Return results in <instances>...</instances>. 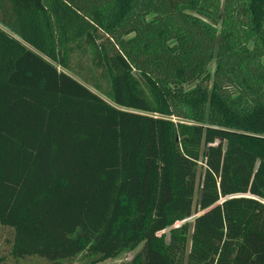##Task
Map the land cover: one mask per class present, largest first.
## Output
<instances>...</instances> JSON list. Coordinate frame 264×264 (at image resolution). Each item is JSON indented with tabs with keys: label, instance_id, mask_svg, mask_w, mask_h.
Wrapping results in <instances>:
<instances>
[{
	"label": "trees",
	"instance_id": "1",
	"mask_svg": "<svg viewBox=\"0 0 264 264\" xmlns=\"http://www.w3.org/2000/svg\"><path fill=\"white\" fill-rule=\"evenodd\" d=\"M0 224L15 259L264 264V0H0Z\"/></svg>",
	"mask_w": 264,
	"mask_h": 264
},
{
	"label": "rangeland",
	"instance_id": "2",
	"mask_svg": "<svg viewBox=\"0 0 264 264\" xmlns=\"http://www.w3.org/2000/svg\"><path fill=\"white\" fill-rule=\"evenodd\" d=\"M73 68L77 71L78 74L82 75L83 77L86 78H94L99 81V83L102 85L103 89H107V85L105 80L101 79L99 76V73L96 72L90 63V59L88 56L83 55V53L79 50L75 52L73 55ZM215 64L213 63L208 70V77L209 80L212 81L215 73ZM199 173H201L203 167L202 163L199 164ZM200 183V182H199ZM198 198V191L197 195L195 196V200ZM198 211V210H197ZM200 213L194 212L193 216L186 221L187 224L190 226V233H189V241L192 237V229H193V224L198 217ZM179 224L178 226H180ZM14 229L8 228L5 226H2L0 224V264H48L46 260L37 258V257H31V258H26V259H15L11 255V249H12V241L14 238ZM168 232V231H167ZM189 247H190V242H189ZM188 247V249H189ZM142 245L138 247L135 251L129 253V254H124L121 255L120 257L116 259H108L104 260L101 263L98 264H136V258L137 256L142 252Z\"/></svg>",
	"mask_w": 264,
	"mask_h": 264
},
{
	"label": "water",
	"instance_id": "3",
	"mask_svg": "<svg viewBox=\"0 0 264 264\" xmlns=\"http://www.w3.org/2000/svg\"><path fill=\"white\" fill-rule=\"evenodd\" d=\"M224 149H225V150L227 149V144H226V143H225Z\"/></svg>",
	"mask_w": 264,
	"mask_h": 264
}]
</instances>
